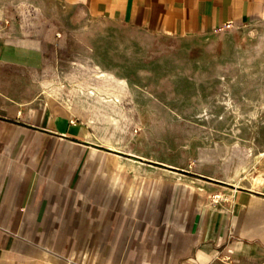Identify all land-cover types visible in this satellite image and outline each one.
<instances>
[{"label":"crops","instance_id":"obj_1","mask_svg":"<svg viewBox=\"0 0 264 264\" xmlns=\"http://www.w3.org/2000/svg\"><path fill=\"white\" fill-rule=\"evenodd\" d=\"M65 1L173 36L264 21V0ZM42 60L39 48L0 47L5 63ZM119 162L62 100L0 103V264H264V173L250 186H169L146 172L123 186Z\"/></svg>","mask_w":264,"mask_h":264},{"label":"rangeland","instance_id":"obj_2","mask_svg":"<svg viewBox=\"0 0 264 264\" xmlns=\"http://www.w3.org/2000/svg\"><path fill=\"white\" fill-rule=\"evenodd\" d=\"M4 42L43 60L0 61V103L62 100L120 157L123 186L146 172L164 171L169 186H250L264 173V21L173 36L94 18L81 3L0 0Z\"/></svg>","mask_w":264,"mask_h":264},{"label":"built area","instance_id":"obj_3","mask_svg":"<svg viewBox=\"0 0 264 264\" xmlns=\"http://www.w3.org/2000/svg\"><path fill=\"white\" fill-rule=\"evenodd\" d=\"M231 28H233V24L229 23L226 26L222 27L220 30H226V29H231Z\"/></svg>","mask_w":264,"mask_h":264}]
</instances>
